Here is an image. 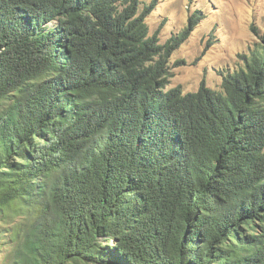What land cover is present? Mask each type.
Instances as JSON below:
<instances>
[{
  "label": "trees",
  "instance_id": "16d2710c",
  "mask_svg": "<svg viewBox=\"0 0 264 264\" xmlns=\"http://www.w3.org/2000/svg\"><path fill=\"white\" fill-rule=\"evenodd\" d=\"M142 3L0 0V264H264V44L168 88Z\"/></svg>",
  "mask_w": 264,
  "mask_h": 264
},
{
  "label": "rangeland",
  "instance_id": "374dc122",
  "mask_svg": "<svg viewBox=\"0 0 264 264\" xmlns=\"http://www.w3.org/2000/svg\"><path fill=\"white\" fill-rule=\"evenodd\" d=\"M141 1L142 6L154 3L146 14L151 33L162 43L188 28L170 59L168 88L181 86L190 92L202 83L217 88L222 72L240 68L244 57L264 44V0ZM194 15L200 20L192 27L189 19Z\"/></svg>",
  "mask_w": 264,
  "mask_h": 264
}]
</instances>
